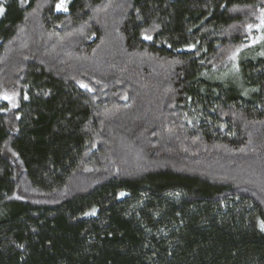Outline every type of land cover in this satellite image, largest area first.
I'll return each instance as SVG.
<instances>
[{"label": "trees", "instance_id": "obj_1", "mask_svg": "<svg viewBox=\"0 0 264 264\" xmlns=\"http://www.w3.org/2000/svg\"><path fill=\"white\" fill-rule=\"evenodd\" d=\"M61 2L0 0V264H264V0Z\"/></svg>", "mask_w": 264, "mask_h": 264}, {"label": "snow or ice", "instance_id": "obj_2", "mask_svg": "<svg viewBox=\"0 0 264 264\" xmlns=\"http://www.w3.org/2000/svg\"><path fill=\"white\" fill-rule=\"evenodd\" d=\"M57 8L58 9L63 8V10L67 11V8L64 6L63 0H62L61 4L57 5ZM3 12H4V9L2 7H0V14H2ZM252 27H253L252 25H248L249 29H251ZM256 28L258 30H264V12H262V14L259 18V23L256 25ZM143 39L151 40L152 37L150 35H144ZM260 40H264V35L256 37L253 40V43H256ZM82 86H84V85H82ZM25 98H27V97H25ZM13 99H14V97L12 95L7 94V93L0 94V100H2V101H7L9 103H12ZM13 107H15V104H13ZM121 195H123V193H121ZM92 214H95V213L93 212ZM262 228H264V225H262Z\"/></svg>", "mask_w": 264, "mask_h": 264}, {"label": "rangeland", "instance_id": "obj_3", "mask_svg": "<svg viewBox=\"0 0 264 264\" xmlns=\"http://www.w3.org/2000/svg\"><path fill=\"white\" fill-rule=\"evenodd\" d=\"M237 60H238V59H237ZM237 60H236V62H237ZM235 65H236V64H234V67L231 68V70H230L232 74H235L236 71H237V70H236L237 67H236Z\"/></svg>", "mask_w": 264, "mask_h": 264}]
</instances>
